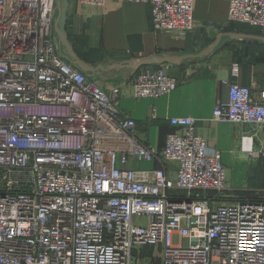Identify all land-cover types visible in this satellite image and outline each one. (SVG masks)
<instances>
[{
	"label": "built area",
	"instance_id": "1",
	"mask_svg": "<svg viewBox=\"0 0 264 264\" xmlns=\"http://www.w3.org/2000/svg\"><path fill=\"white\" fill-rule=\"evenodd\" d=\"M57 1L0 0V264H136L146 247L160 264H264V200L227 201L222 154L194 117L170 119L162 148L146 144L122 87L105 88L63 52ZM126 1L148 4L155 30L195 27V0ZM225 1L230 22L264 32V0ZM224 82L213 119L264 124V88L256 99ZM130 85L156 99L177 79L144 68Z\"/></svg>",
	"mask_w": 264,
	"mask_h": 264
},
{
	"label": "crops",
	"instance_id": "2",
	"mask_svg": "<svg viewBox=\"0 0 264 264\" xmlns=\"http://www.w3.org/2000/svg\"><path fill=\"white\" fill-rule=\"evenodd\" d=\"M64 1L68 3L67 34L76 57L96 68L86 73L105 88L122 87L120 106L136 121V131L146 144L162 148L167 135L175 130L170 119L194 117L197 132L212 150L222 154L227 201L264 200V124L213 119L215 107L228 100L229 86L224 80L251 86L255 98H260L264 40L236 36H264L260 28L230 22L225 0H195V27L186 36L155 30L151 8L145 3L106 0L97 7L63 0L62 6ZM147 59L154 60L142 64ZM159 67H166L177 79L176 88L156 99L135 98L130 85L133 77L144 68ZM153 112L155 119L150 117ZM246 142L254 153L244 149ZM149 166L157 165L149 162Z\"/></svg>",
	"mask_w": 264,
	"mask_h": 264
},
{
	"label": "water",
	"instance_id": "3",
	"mask_svg": "<svg viewBox=\"0 0 264 264\" xmlns=\"http://www.w3.org/2000/svg\"><path fill=\"white\" fill-rule=\"evenodd\" d=\"M59 3V1H58ZM68 3L67 1L63 2V8L60 11V15L57 18L56 26H57V34H58V43L61 46L65 47V50L71 54V56L74 58V63L77 65L80 69H82L85 72L93 73L96 71V68L87 63L86 61L77 58L76 54L73 49V45L70 42V39L67 34V17H68V11L66 9ZM237 37H252L264 40V36H257V35H248V34H236ZM154 59H147L145 61H142V64H148L149 62L153 61Z\"/></svg>",
	"mask_w": 264,
	"mask_h": 264
},
{
	"label": "rangeland",
	"instance_id": "4",
	"mask_svg": "<svg viewBox=\"0 0 264 264\" xmlns=\"http://www.w3.org/2000/svg\"><path fill=\"white\" fill-rule=\"evenodd\" d=\"M60 5H59V10H58V15L57 18L60 15V11L62 10V1L63 0H58ZM256 30V29H253ZM58 35V34H57ZM63 52L69 57V59L72 57L70 53H68L65 50L64 46H61ZM140 168L142 169H150L152 167L149 166V162H144L140 165ZM184 243H186V240H184ZM154 251L150 248H142L140 251H135L134 252V257H135V262L136 264H160L159 260L154 257Z\"/></svg>",
	"mask_w": 264,
	"mask_h": 264
}]
</instances>
